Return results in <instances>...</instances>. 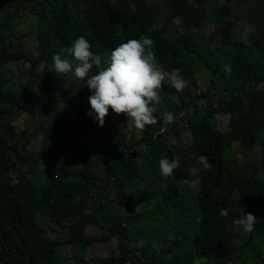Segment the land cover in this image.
<instances>
[{
    "label": "trees",
    "instance_id": "trees-1",
    "mask_svg": "<svg viewBox=\"0 0 264 264\" xmlns=\"http://www.w3.org/2000/svg\"><path fill=\"white\" fill-rule=\"evenodd\" d=\"M232 1L218 6L217 0H0V264H62L58 247L85 248L114 239L116 249L93 264H198L200 258L205 264H238L244 249L264 239V88L256 89L264 83V0ZM24 14L33 15L45 34L33 52L15 31ZM209 20L215 30L206 34ZM238 20L253 25L246 40L232 36ZM78 36L101 55V67L118 44L146 36L161 72L178 70L187 81L179 93L162 81L157 123L145 126L140 139L119 135L109 113L98 126L87 114L91 93L86 78L52 71L53 54L64 57ZM10 65L26 68L17 82L9 74ZM225 67L231 71L225 73ZM202 69L211 74L207 91L196 78ZM199 101L205 105L199 107ZM191 106L190 144L178 140L172 149L164 143L169 127L161 130V114L178 117ZM221 113L230 115L225 132L211 124ZM20 115L27 119L23 129L15 125ZM38 115L42 121L35 119ZM77 128L91 133L88 143L77 141ZM40 137L50 139L52 148L33 154L29 146ZM257 145L260 156L254 159ZM144 147L152 157L141 152ZM158 147H163L164 158L179 160L171 183L192 176L199 181L200 222L191 244L175 230L168 245L144 246L132 238L122 216L111 221L104 217L113 203L130 205L134 182L159 178ZM199 155L208 158V169L196 165ZM137 156L144 158V176ZM77 159L81 166H69ZM41 160L42 183L37 186L30 175L39 171ZM174 192L173 198L165 195V203L180 200ZM155 196L152 188L150 197ZM238 199L246 204L239 206ZM221 209L228 215L221 217ZM245 212L256 217L247 233L232 224ZM39 219L66 237L52 239ZM93 226L102 233L88 235L86 229Z\"/></svg>",
    "mask_w": 264,
    "mask_h": 264
},
{
    "label": "rangeland",
    "instance_id": "rangeland-1",
    "mask_svg": "<svg viewBox=\"0 0 264 264\" xmlns=\"http://www.w3.org/2000/svg\"><path fill=\"white\" fill-rule=\"evenodd\" d=\"M236 2H238V0L232 1V3ZM216 3L218 6H220L225 3V0H217ZM215 5V2L212 4L208 3V7L210 9ZM214 30L215 25L211 20H209L204 26L203 32L210 34L214 32ZM15 31L17 34L24 36L26 49L32 52L35 50L37 43L43 40L45 37V34L40 32L36 26V18L31 14H24L20 20L16 22ZM251 31H253V25L248 20H238L234 24L232 36L240 40H246ZM215 43V41L211 42V45H214ZM181 60L185 61L183 58H181ZM25 71L26 68L23 67L20 68L10 65L9 68V74L12 76V78H14V80H16V82L18 75L24 73ZM163 75L165 80L170 83L168 77L171 74ZM196 78L205 91L210 88L211 74L208 70L202 69L198 71ZM18 87L19 85L17 84L15 86V90H18ZM211 92L214 93V90ZM213 100L217 101L218 97H213ZM160 103L162 102L159 101L156 106L159 107ZM197 105H199V107H203L205 103L203 101H199ZM108 113L111 115L110 119L119 135L125 134L127 139H130L132 134H134L136 139H140L143 129L137 130L135 128L129 127L126 124V117L123 113L116 114L112 112L111 109H109ZM193 114H195V111L194 107L191 106L183 114L176 117V121H173L170 125H168L169 132L164 139V143L167 146L173 149L176 147V145L178 146V140L184 146H188L190 144L191 133L188 127V118ZM35 119L42 121L43 117L38 115ZM122 120L124 122H122ZM229 120L230 115L221 113L216 115L215 119L211 121V124L213 127L215 126L220 131L225 132L228 130ZM26 121V116L20 115L16 119L15 125H17V128L23 129L27 126ZM90 134V132L86 133L84 129L77 128V141L88 143ZM234 146L237 147L238 143H235ZM29 148L33 154H38L40 151H49L52 148V141L50 139L44 141V139L40 137L36 142L30 145ZM160 148L162 149L163 147L156 148L155 152H157L161 158H164L162 151L160 153ZM141 152H144L146 156H150L152 153L150 148L145 147L142 148ZM243 155L241 154L242 158L248 157L245 154ZM251 156H254V159L260 156V148L258 145L253 148ZM138 160L141 165V174L144 176L147 174V169L144 166V158L138 157ZM42 164L43 161L41 160L39 171L33 175H30L37 186H40L42 183V176L40 173ZM81 164L82 160L77 159L75 163L70 164L69 166H81ZM170 177L171 176L162 177L160 175L159 178L155 180L147 179L145 184L139 180L134 182L132 187L130 186L132 192L134 193L132 199L130 198L132 200L130 205H119L117 203H113L110 205L109 210L105 212L104 217L108 221H111L116 218V216H122L127 220V225L129 226L128 228L132 238L144 246L156 242L159 243L161 247L168 245L170 240L169 236L175 230H181L183 237L188 239L190 241L189 243L191 244L193 241L192 232H195L197 225L200 222V212L197 200L199 181L195 176H192L188 180L181 181L179 183H171ZM173 187H176V194H178V198L180 200L178 202L176 201L175 204H172L171 202L165 203L164 200H166V194L172 198L174 197L175 189H173ZM152 188L155 190V197H150V190ZM127 193L129 195L131 191L128 189ZM239 200L240 199L237 200L239 203L237 204L239 206L246 204L244 200ZM39 223L43 225L48 236L52 239L66 237L64 231L56 229L50 224H44L40 219ZM86 233L90 236H95L101 234L102 232L98 229H95L93 226L88 227L86 229ZM116 245L117 240L115 239L107 242L95 243L85 248L80 245H65L58 247L57 258L62 261V264H93L94 260L101 259L112 250H115ZM259 254L264 258V239L261 237L257 238L254 243L250 245V247H247L240 255H238L237 263L264 264V260L260 258ZM198 261V264L206 263L205 258H200Z\"/></svg>",
    "mask_w": 264,
    "mask_h": 264
},
{
    "label": "clouds",
    "instance_id": "clouds-1",
    "mask_svg": "<svg viewBox=\"0 0 264 264\" xmlns=\"http://www.w3.org/2000/svg\"><path fill=\"white\" fill-rule=\"evenodd\" d=\"M152 43L146 36L120 43L107 55L104 61L106 66L101 67V55L90 50L89 41L84 36H78L65 49L64 57L59 53L53 54L50 67L55 73L70 74L77 80L86 78L85 84L91 93L88 97L90 109L87 114L92 116L98 126H103L104 118L111 109L116 114L123 113L129 127L142 130L145 126L157 123L155 105L160 101L158 90L165 80L150 50ZM67 57H71V60ZM93 67L97 69L95 73L91 72ZM224 71L229 73L231 69L225 67ZM168 79L177 93L187 84L178 70H174ZM175 119L172 112L162 113L161 130ZM158 165L159 174L169 177L179 167V160L165 157L159 159ZM196 165L204 170L210 167L209 160L204 155L196 158ZM191 171L196 172L197 167H193ZM219 215L224 217L228 212L221 209ZM255 220L252 213L245 212L234 218L232 224L236 231L247 233L253 230Z\"/></svg>",
    "mask_w": 264,
    "mask_h": 264
},
{
    "label": "built area",
    "instance_id": "built-area-1",
    "mask_svg": "<svg viewBox=\"0 0 264 264\" xmlns=\"http://www.w3.org/2000/svg\"><path fill=\"white\" fill-rule=\"evenodd\" d=\"M261 88H264V83L263 84H260L259 86H256V89L259 90Z\"/></svg>",
    "mask_w": 264,
    "mask_h": 264
}]
</instances>
